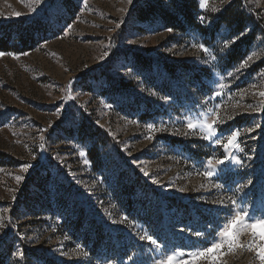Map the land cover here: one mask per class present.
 <instances>
[{"label": "rangeland", "instance_id": "obj_1", "mask_svg": "<svg viewBox=\"0 0 264 264\" xmlns=\"http://www.w3.org/2000/svg\"><path fill=\"white\" fill-rule=\"evenodd\" d=\"M14 22L41 27L0 51V264H260L244 223L243 247L191 254L264 219V0H0Z\"/></svg>", "mask_w": 264, "mask_h": 264}, {"label": "snow or ice", "instance_id": "obj_2", "mask_svg": "<svg viewBox=\"0 0 264 264\" xmlns=\"http://www.w3.org/2000/svg\"><path fill=\"white\" fill-rule=\"evenodd\" d=\"M34 2L36 5H39L41 3V0H34ZM129 3H131V0H129ZM206 5H207V0H201V6L206 7ZM213 10L215 11L217 9H213ZM33 11H35V9H33ZM14 15L19 16L20 13H14ZM169 31H171V29H169ZM240 35L242 36L244 35V33L241 32ZM198 47H200L201 50L203 51H207V49L204 48L203 45H199ZM225 47H227V45H225ZM251 59H252V56H249L247 60L241 63V67L247 66L248 61ZM260 95L264 96V92L260 93ZM216 123L217 121L214 120L211 123L200 125L201 129H205V128L207 129V134L204 136V139H212L213 137L216 136V130H215ZM147 127L152 131L162 130V129L156 128L154 125H151V124L148 125ZM187 127L189 129H195L197 125L189 123ZM237 136H238V133L233 132L229 137H227V143H224L220 139H217L215 142L217 144H221L227 151V149H229L230 147H238V145L235 143ZM80 155L83 156L84 153L81 152ZM209 163H211V161H209ZM223 163H224V160L222 159L216 160L217 165H220ZM22 171H27V166L24 169H22ZM145 175H147V173H145ZM205 175L210 177L213 175V173L212 171H207L205 172ZM16 179L20 180L21 177H17ZM247 216H248V213L241 214V212H237L235 216L228 221V223L224 226L223 230L219 233L221 237V240L219 242L212 243L210 247L205 248L197 253H192L191 255L195 257H201V258L207 259L211 257L212 253L220 251L225 244H227L230 250L234 247H243V245H240L238 243V239H237L238 233L236 232V228L238 225L244 223L247 228L251 229V233L253 237V240L249 243L248 247L250 250H253V249L255 250L256 258L259 260L260 264H264V219L255 220V221H252L251 223H245V218ZM197 235H200V233H197ZM257 238L260 241L259 243H257ZM141 239L142 240L147 239L152 244H156V240H154L149 235L142 236ZM85 255H87V253H85ZM179 255H183V253H178V254H174L173 256H168L165 260H161L160 264H172L174 260V256H179ZM211 258H214V257H211Z\"/></svg>", "mask_w": 264, "mask_h": 264}, {"label": "trees", "instance_id": "obj_3", "mask_svg": "<svg viewBox=\"0 0 264 264\" xmlns=\"http://www.w3.org/2000/svg\"><path fill=\"white\" fill-rule=\"evenodd\" d=\"M150 10L152 12L157 11L163 17L164 21L167 24L174 23L177 20L176 14L172 13L169 10H165V9H161V8H155V6H151L149 8V10H146V9L139 10L138 11L139 18L142 20H145L147 14H148V11H150ZM176 10H178V12L180 14H182V17L185 21L192 22L193 20H192L190 12L196 11L197 5L194 3V1H192L191 3H189V5L186 8H184V5L183 6L181 5V7H177ZM232 15L235 18L234 21L239 22L240 23L239 27H241V23H242L244 16L242 14L238 15L236 13H233V10H231V8H229V7H227L225 12L219 17V22L226 21L227 20L226 17L227 16L232 17ZM40 27H41V23H37V22L31 23V24H26V25H23V22H14V23L2 25L0 27V32H2V35H0V51H15V50H17L16 45L9 44V35L11 34L12 30L13 31L18 30L19 35H20V40H21L22 44L25 46L28 42H30L32 40H29L28 35H26V34L22 35L21 32L27 31L28 33H31L34 29H39ZM251 39H252V35H250L249 37L246 38V43H249L251 41ZM240 42L244 43V39H242ZM22 48H26V47H22ZM134 59H135L137 64H140L143 66L148 65V63H146V59H144L140 54H135ZM167 67H170V64H168ZM94 144H95V146L92 147L88 151V157H89L90 162H92L94 165H96V162H97V153H96L97 147L96 146H98V144L97 143H94Z\"/></svg>", "mask_w": 264, "mask_h": 264}]
</instances>
